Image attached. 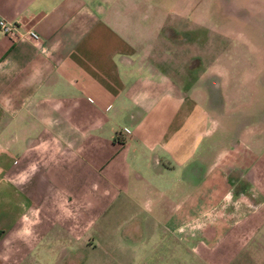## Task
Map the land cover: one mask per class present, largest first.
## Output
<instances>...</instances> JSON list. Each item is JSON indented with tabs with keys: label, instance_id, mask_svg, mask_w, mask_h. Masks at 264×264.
<instances>
[{
	"label": "crops",
	"instance_id": "obj_1",
	"mask_svg": "<svg viewBox=\"0 0 264 264\" xmlns=\"http://www.w3.org/2000/svg\"><path fill=\"white\" fill-rule=\"evenodd\" d=\"M207 7L0 0V264H264V47Z\"/></svg>",
	"mask_w": 264,
	"mask_h": 264
},
{
	"label": "rangeland",
	"instance_id": "obj_2",
	"mask_svg": "<svg viewBox=\"0 0 264 264\" xmlns=\"http://www.w3.org/2000/svg\"><path fill=\"white\" fill-rule=\"evenodd\" d=\"M204 1H206V4L208 6L207 10H208V17L210 21L215 20L217 16H220L223 20L229 21L227 24H233L232 22H234V26L241 27V33L245 36L246 35L248 36L249 31L251 30L253 35L255 34V38L253 37V39H255L254 42H256L258 46L264 47V38H263L264 37V22H256L255 24L248 23V19H250L249 18L250 16L252 15L254 16L256 14L258 15L262 13L261 9L264 8V0H252V1H256L259 5H262L261 7H258V12H255L252 8H249L248 3L250 2V0H204ZM234 4L236 7H234ZM198 9H200V7H198ZM203 9L205 8L203 7ZM234 11H237V12H234ZM194 36H196V34H194ZM238 40L240 41L241 39L239 38ZM185 41H187L188 44L193 47H198V48L200 47L201 39H199V37L188 39V40H185V37H179L174 40H171L173 44L172 46H174V44L176 45L179 44V46H184L180 44L185 43ZM240 48L242 50V53H244V47L240 45ZM239 57L241 59V62L249 61L248 56L246 57V56L241 55ZM250 58L252 61L253 57H250ZM175 59L179 63L184 62L183 55L176 54ZM76 253L79 255H84L82 251L76 252ZM181 255H184V257H186L185 255H188V254L183 253ZM96 264H104V263L97 262Z\"/></svg>",
	"mask_w": 264,
	"mask_h": 264
},
{
	"label": "built area",
	"instance_id": "obj_3",
	"mask_svg": "<svg viewBox=\"0 0 264 264\" xmlns=\"http://www.w3.org/2000/svg\"><path fill=\"white\" fill-rule=\"evenodd\" d=\"M0 33L8 36L11 40H17L20 38H25L32 43L38 42V36L32 29H26L23 31H18L17 26L14 22L5 20L0 17Z\"/></svg>",
	"mask_w": 264,
	"mask_h": 264
}]
</instances>
